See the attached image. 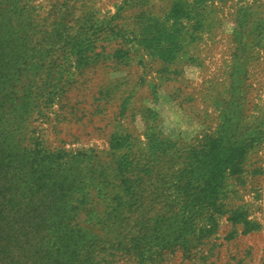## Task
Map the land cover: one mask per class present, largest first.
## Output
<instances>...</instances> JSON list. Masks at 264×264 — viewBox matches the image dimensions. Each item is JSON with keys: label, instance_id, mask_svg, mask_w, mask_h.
<instances>
[{"label": "rangeland", "instance_id": "374dc122", "mask_svg": "<svg viewBox=\"0 0 264 264\" xmlns=\"http://www.w3.org/2000/svg\"><path fill=\"white\" fill-rule=\"evenodd\" d=\"M0 201L20 264H264V0H0Z\"/></svg>", "mask_w": 264, "mask_h": 264}, {"label": "trees", "instance_id": "16d2710c", "mask_svg": "<svg viewBox=\"0 0 264 264\" xmlns=\"http://www.w3.org/2000/svg\"><path fill=\"white\" fill-rule=\"evenodd\" d=\"M217 144L218 142L216 140L211 142L210 154L212 153L214 165L208 172L209 177L206 182L207 184L205 185L206 190L208 189L209 191V195L205 197V201L207 203L209 202V204L215 203L214 196L217 195L216 180L218 175L223 174L226 170H230L232 173L238 172L240 169L241 158L245 153V147L243 145H239L226 150L224 158H220L221 148L217 149L219 145ZM189 182L190 181L183 184V191L187 193L188 197H192L193 200L199 199L201 197L200 192L191 191ZM195 188L197 187L194 186V189ZM5 209L6 206L4 205V202L0 201V222L5 220V222L3 221V225L0 224V264H20L22 261H25V257L29 258L30 256L35 258L33 262L36 263L37 259L41 257L40 251L37 250L31 254V247H34V242L31 238H28L27 232L26 234H20L21 232H19V234H15V232L11 231V229H14L10 225L15 224V213L14 216L12 214L10 216H5ZM34 237L35 234L32 238L34 239ZM56 238L61 239L63 238V235L59 237L57 235ZM72 239L74 238L70 235L68 241ZM47 264H50V262Z\"/></svg>", "mask_w": 264, "mask_h": 264}]
</instances>
